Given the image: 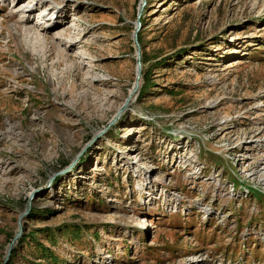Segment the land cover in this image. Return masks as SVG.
<instances>
[{
  "label": "rangeland",
  "instance_id": "374dc122",
  "mask_svg": "<svg viewBox=\"0 0 264 264\" xmlns=\"http://www.w3.org/2000/svg\"><path fill=\"white\" fill-rule=\"evenodd\" d=\"M142 4L0 0V264H264V0Z\"/></svg>",
  "mask_w": 264,
  "mask_h": 264
},
{
  "label": "water",
  "instance_id": "95a60500",
  "mask_svg": "<svg viewBox=\"0 0 264 264\" xmlns=\"http://www.w3.org/2000/svg\"><path fill=\"white\" fill-rule=\"evenodd\" d=\"M142 5H144V0H143V4ZM140 15H141V12L138 14V18H137V22H136V26H137V28H136V31L134 32V42L136 43V45H138L137 44V38H136V32L139 30V28H140V22H139V18H140ZM140 52L139 51H137V79L140 77V72H141V69H142V66H141V62H140V54H139ZM135 85L137 86V83H135ZM130 104H129V97H128V99H126V101L123 103V105L119 108V110L117 111V113L119 114H122L125 110H127V108H128V106H129ZM64 172H66V171H63V173ZM62 173V172H61ZM61 173H59V174H61ZM58 174V175H59ZM36 192L37 191H32L31 192V194H30V197H29V201L34 197V195L36 194ZM19 220H20V218H19ZM19 228H20V221H19ZM20 231L15 235V237H14V239H13V241H12V243L11 244H9V246L7 247V249H6V251H7V254H6V257H5V261L8 259V257H9V254H10V251L12 250V248H13V245H14V243H16V241H17V239L20 237ZM4 261V262H5Z\"/></svg>",
  "mask_w": 264,
  "mask_h": 264
},
{
  "label": "bare ground",
  "instance_id": "6f19581e",
  "mask_svg": "<svg viewBox=\"0 0 264 264\" xmlns=\"http://www.w3.org/2000/svg\"><path fill=\"white\" fill-rule=\"evenodd\" d=\"M28 11V10H27ZM22 14H25L24 12L22 13ZM22 27H24V25L22 26ZM24 29H26V28H24ZM50 31V30H49ZM30 35V34H29ZM26 38V37H25ZM43 38L46 40V38H45V36H43ZM132 94H133V91H132V93L130 94V97L132 96ZM119 110V109H118ZM117 110V111H118ZM120 113L118 114V113H116L115 115H114V117L112 118V121L114 122V121H116L117 119H119V117H120Z\"/></svg>",
  "mask_w": 264,
  "mask_h": 264
}]
</instances>
